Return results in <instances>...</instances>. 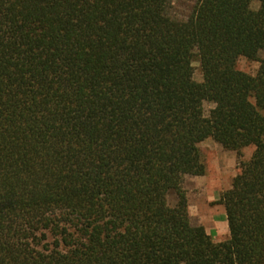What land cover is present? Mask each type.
<instances>
[{
	"label": "trees",
	"instance_id": "16d2710c",
	"mask_svg": "<svg viewBox=\"0 0 264 264\" xmlns=\"http://www.w3.org/2000/svg\"><path fill=\"white\" fill-rule=\"evenodd\" d=\"M263 54L264 0H0V264H264ZM207 139L240 161L221 243Z\"/></svg>",
	"mask_w": 264,
	"mask_h": 264
},
{
	"label": "rangeland",
	"instance_id": "374dc122",
	"mask_svg": "<svg viewBox=\"0 0 264 264\" xmlns=\"http://www.w3.org/2000/svg\"><path fill=\"white\" fill-rule=\"evenodd\" d=\"M194 5H195V0H173V12L178 18L185 20L191 15ZM252 9L254 11H258L260 9V3L254 2L252 4ZM262 57L264 59V54ZM259 66H260L259 64L250 63L246 59H241L239 62V69L250 75H256V73L259 70ZM194 67H195L194 80L198 83L203 82V76L200 70L199 63H195ZM212 109H213V105L208 104V103L205 104L206 115H208L209 111ZM199 148L201 151L202 160L204 164L206 165L205 176H208L207 178L211 186L210 188L218 192L219 196L216 201L218 202L221 194L231 189L233 180L239 173L238 167H239L240 161L238 160V156L236 152H230V151L224 150L222 146L217 144L212 139H207V140L202 141L199 145ZM254 152H255L254 147L245 149L243 151V161L245 162L250 161L254 155ZM213 164H223V166L224 164H233V166L228 167V168L224 167L227 173L225 172L223 176H220V175L215 176V174L213 173V170H214ZM191 177H194V176H187L185 179V183H184V189L187 192V199H188V193H189L187 187L190 188V191H193L191 189V184L187 183V179ZM194 200H195V197H194V194H192V205H191L192 210H190V205H189V200H188V205H189L188 210H189L190 220H191L192 225L201 226L199 225L200 220L198 219V217L200 218V212H199L200 210H198V208L196 207L197 203ZM216 202L210 203V205L212 207L219 206V205H215ZM169 204L171 206L176 205V196L174 193H171L169 196ZM221 207H224V206H221ZM191 213H193V218L191 216ZM225 241H222V242H225ZM214 242L218 243L215 240Z\"/></svg>",
	"mask_w": 264,
	"mask_h": 264
},
{
	"label": "crops",
	"instance_id": "0c3cea01",
	"mask_svg": "<svg viewBox=\"0 0 264 264\" xmlns=\"http://www.w3.org/2000/svg\"><path fill=\"white\" fill-rule=\"evenodd\" d=\"M213 173L215 176H223L225 172L224 167H232L233 164H213ZM222 168V169H221ZM208 176L203 177H191L187 179V183L191 184V189L187 187L188 200L190 210H192V194H194L196 201V207L200 210L199 225L203 226L209 235H212L214 240L218 243L227 240L230 237L229 226L227 222L226 211L224 207L216 206L212 207L210 203L216 202L219 196L216 190H212L210 187ZM193 218V213H191Z\"/></svg>",
	"mask_w": 264,
	"mask_h": 264
}]
</instances>
